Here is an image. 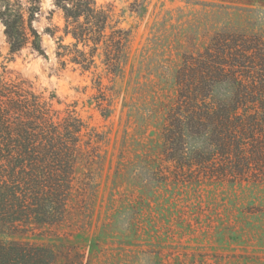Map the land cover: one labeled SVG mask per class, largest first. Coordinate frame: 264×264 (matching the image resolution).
Returning a JSON list of instances; mask_svg holds the SVG:
<instances>
[{"label":"rangeland","instance_id":"374dc122","mask_svg":"<svg viewBox=\"0 0 264 264\" xmlns=\"http://www.w3.org/2000/svg\"><path fill=\"white\" fill-rule=\"evenodd\" d=\"M95 2L111 6L130 32L129 58L116 75L101 63L91 71L61 66L45 33L64 22L53 0L42 1L34 22L46 56L29 46L12 53L0 31V78L56 95L61 115L75 110L89 128L65 216L6 237L52 249L54 264H264V176L232 182L185 171L170 160L166 137L186 57L218 34L264 39V0ZM186 141L210 147L203 136Z\"/></svg>","mask_w":264,"mask_h":264},{"label":"trees","instance_id":"16d2710c","mask_svg":"<svg viewBox=\"0 0 264 264\" xmlns=\"http://www.w3.org/2000/svg\"><path fill=\"white\" fill-rule=\"evenodd\" d=\"M42 1L0 0L12 53L29 46L46 56L43 33L34 25ZM53 4L64 22L47 26L45 33L56 40L62 67L91 71L101 63L110 75L123 70L130 32L111 6L95 0ZM176 82L178 98L166 134L170 160L212 179L264 176V39L218 34L204 51L186 57ZM55 97L36 92L23 79L0 78V264H54L52 249L6 236L65 216L89 128L75 110L61 115ZM188 136H203L210 147L190 149Z\"/></svg>","mask_w":264,"mask_h":264},{"label":"clouds","instance_id":"9594fccd","mask_svg":"<svg viewBox=\"0 0 264 264\" xmlns=\"http://www.w3.org/2000/svg\"><path fill=\"white\" fill-rule=\"evenodd\" d=\"M51 6H52L51 3L45 5V7H51ZM4 27H5V25L0 23V31H3ZM141 264H143V261H141Z\"/></svg>","mask_w":264,"mask_h":264}]
</instances>
